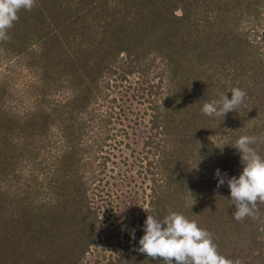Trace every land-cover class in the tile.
Wrapping results in <instances>:
<instances>
[{"label":"trees","instance_id":"1","mask_svg":"<svg viewBox=\"0 0 264 264\" xmlns=\"http://www.w3.org/2000/svg\"><path fill=\"white\" fill-rule=\"evenodd\" d=\"M18 16L0 42V264H81L98 243L90 196L111 138L104 107L131 77L150 82L152 185L139 233L106 264H163L138 248L147 214L169 210L233 264H264V203L238 222L227 186L243 169L235 141L264 134V0H36ZM236 87L247 96L234 112L202 113Z\"/></svg>","mask_w":264,"mask_h":264},{"label":"rangeland","instance_id":"2","mask_svg":"<svg viewBox=\"0 0 264 264\" xmlns=\"http://www.w3.org/2000/svg\"><path fill=\"white\" fill-rule=\"evenodd\" d=\"M259 20L262 27L257 39L264 35V18ZM257 22L251 20L248 24L256 25ZM130 79L132 82H124L117 88L113 85V92L105 102L104 108L111 106L113 112L111 138L106 140L105 147L98 154L94 196H90V207L98 211L101 230L98 243L90 248L81 264H106L110 256H116L133 236V230L134 236L139 233V219L149 201L152 174L148 162L153 159V150L144 147V143L151 133L148 102L151 97L147 89L150 82L141 84L138 78ZM110 99L115 102L111 103ZM209 158L195 173L197 179L207 174L211 163Z\"/></svg>","mask_w":264,"mask_h":264},{"label":"clouds","instance_id":"3","mask_svg":"<svg viewBox=\"0 0 264 264\" xmlns=\"http://www.w3.org/2000/svg\"><path fill=\"white\" fill-rule=\"evenodd\" d=\"M35 5L36 0H0V42L10 40L7 33L19 20L20 10L31 11ZM230 93L231 99L221 95L217 100L205 101L202 113L224 118L229 112H234L244 103L247 93L238 87L232 88ZM256 144H264V134L240 136L232 146L240 154L243 166L238 178L233 176L227 180L230 202L235 206L233 218L238 222L246 217H254L258 203H264V157L253 147ZM216 177L217 186H222L225 178L219 169ZM144 225L145 234L139 240L138 251L153 260L161 258L163 264H173V261L175 264H233L219 254L212 234L183 214L169 210L162 220L147 214Z\"/></svg>","mask_w":264,"mask_h":264}]
</instances>
